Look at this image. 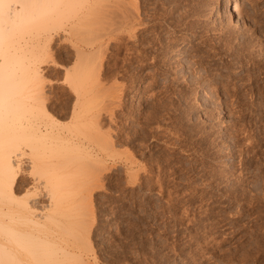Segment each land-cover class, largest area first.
Instances as JSON below:
<instances>
[{
	"label": "rangeland",
	"instance_id": "374dc122",
	"mask_svg": "<svg viewBox=\"0 0 264 264\" xmlns=\"http://www.w3.org/2000/svg\"><path fill=\"white\" fill-rule=\"evenodd\" d=\"M129 1L150 24L145 42L125 41V50L114 41L104 62L107 86L123 95L110 130L129 140L117 148L134 150L140 177L132 182L121 161L106 162L84 192L82 240L91 248L81 255L90 264H264V0L243 4L245 21L231 29L226 19L211 23L213 0ZM62 46L55 59L73 67ZM46 68L50 108L66 120L73 99L64 71ZM19 187L21 197L35 192L23 180Z\"/></svg>",
	"mask_w": 264,
	"mask_h": 264
},
{
	"label": "bare ground",
	"instance_id": "6f19581e",
	"mask_svg": "<svg viewBox=\"0 0 264 264\" xmlns=\"http://www.w3.org/2000/svg\"><path fill=\"white\" fill-rule=\"evenodd\" d=\"M127 1L0 0V264H90L81 255L91 248L82 240L81 208L86 205L87 215L89 204L84 192L89 194L107 171L108 160L121 161L132 182L140 173L134 150L117 148L129 140L120 131L118 143L110 130L123 95L107 86L111 67L104 62L114 41L145 42L140 31L150 24L142 20L139 4ZM248 2L213 0L206 12L214 16V25L226 19L227 28L240 27L245 21L241 6ZM56 39L69 46L73 67L55 59L64 49L60 42L52 51ZM138 55L141 60L148 53ZM50 65L56 74L64 71L62 82L73 99L69 111L60 110L67 121L50 108L56 95L47 94V85L55 83L47 75ZM20 180L35 192L21 197ZM84 198L88 204L83 205Z\"/></svg>",
	"mask_w": 264,
	"mask_h": 264
}]
</instances>
